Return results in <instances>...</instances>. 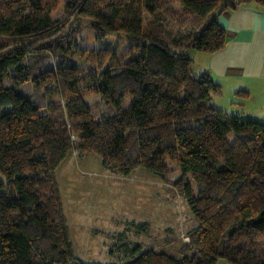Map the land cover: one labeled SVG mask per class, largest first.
Instances as JSON below:
<instances>
[{
	"label": "trees",
	"instance_id": "1",
	"mask_svg": "<svg viewBox=\"0 0 264 264\" xmlns=\"http://www.w3.org/2000/svg\"><path fill=\"white\" fill-rule=\"evenodd\" d=\"M170 1L0 0V264H102L74 254L62 210L56 169L72 150L96 154L114 175L143 168L168 181L195 220L180 259L116 238L107 264H264V117L213 106L219 85L189 55L222 48L218 16L248 0H177L196 18L186 32L163 23ZM89 35L129 49L81 86L66 54L98 67L114 57L75 46Z\"/></svg>",
	"mask_w": 264,
	"mask_h": 264
},
{
	"label": "rangeland",
	"instance_id": "2",
	"mask_svg": "<svg viewBox=\"0 0 264 264\" xmlns=\"http://www.w3.org/2000/svg\"><path fill=\"white\" fill-rule=\"evenodd\" d=\"M63 5L61 1L51 16H62ZM158 13L163 23L173 31L186 32L196 24L195 16L186 12L177 0L163 5ZM89 36L77 40L75 46L95 50L108 47L114 57L98 67L80 62L73 54H66L69 58L63 63L77 66L83 79L81 86L100 81L102 71L116 64L129 49V45L120 37L109 36L102 41H93L92 35ZM192 53L193 50H190L191 57ZM47 89L56 94L54 99H59L55 86L50 85ZM86 99L93 105L99 101V96L91 94ZM128 101L129 96H125L122 106L125 107ZM229 139L232 137L229 136ZM173 167L171 179L179 176L176 165ZM56 181L74 254L83 262L110 263L112 257L108 250L116 238L139 243L144 249L167 251L181 258L178 251L186 242L183 235L193 227L195 220L185 200L168 181L143 168L134 169L126 176L114 175L103 169L96 154L74 150L57 167ZM190 184L193 194H197L200 185ZM140 222H145L147 228H138L137 223Z\"/></svg>",
	"mask_w": 264,
	"mask_h": 264
},
{
	"label": "crops",
	"instance_id": "3",
	"mask_svg": "<svg viewBox=\"0 0 264 264\" xmlns=\"http://www.w3.org/2000/svg\"><path fill=\"white\" fill-rule=\"evenodd\" d=\"M218 22L226 31L222 48L214 52L193 51L194 68L197 72H207L219 85L211 93L213 106L244 118L262 119L264 9L248 0L221 13ZM216 264L231 263L220 258Z\"/></svg>",
	"mask_w": 264,
	"mask_h": 264
},
{
	"label": "built area",
	"instance_id": "4",
	"mask_svg": "<svg viewBox=\"0 0 264 264\" xmlns=\"http://www.w3.org/2000/svg\"><path fill=\"white\" fill-rule=\"evenodd\" d=\"M183 237H184L185 241H187V237L185 235H183Z\"/></svg>",
	"mask_w": 264,
	"mask_h": 264
}]
</instances>
